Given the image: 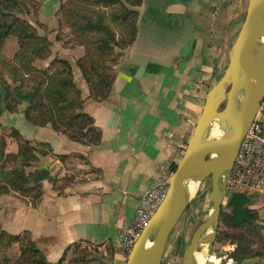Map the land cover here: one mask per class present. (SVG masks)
Instances as JSON below:
<instances>
[{
    "label": "crops",
    "instance_id": "0c3cea01",
    "mask_svg": "<svg viewBox=\"0 0 264 264\" xmlns=\"http://www.w3.org/2000/svg\"><path fill=\"white\" fill-rule=\"evenodd\" d=\"M48 1L41 0L42 6ZM246 4L247 0H142L135 40L117 63L104 101L90 98L87 83L74 73V59L67 57L81 56L82 47L73 45L61 55L72 65L83 110L93 118L101 138L95 145H84L49 125L34 126L24 118L25 102L16 112L4 110L1 128L14 127L24 138L46 143L49 152L34 164L47 172L34 206L0 195L1 228L9 233L28 230L50 264L65 249L61 264H73L68 260L84 246L101 253L97 264H124L119 229L132 217L147 187L160 176L169 177L171 163L179 161L206 91L227 65ZM9 40L2 46L3 54L15 48ZM257 114L264 128V99ZM14 142L8 145L11 152L17 148ZM242 191L251 196L250 207L264 227V190ZM11 250L12 258L17 247Z\"/></svg>",
    "mask_w": 264,
    "mask_h": 264
},
{
    "label": "trees",
    "instance_id": "16d2710c",
    "mask_svg": "<svg viewBox=\"0 0 264 264\" xmlns=\"http://www.w3.org/2000/svg\"><path fill=\"white\" fill-rule=\"evenodd\" d=\"M142 0H64L59 8L63 29L56 39L68 34L69 40L83 47L75 64L89 87L93 101L108 98L115 76V66L137 34L138 7ZM41 0H0V114L16 112L25 102L24 118L34 126L49 125L69 140L95 145L101 138L93 118L83 110V97L75 84L72 66L65 58L54 57L45 66L35 64L50 53L51 41L38 28L47 29L38 20ZM13 37L16 49L10 56L1 52L7 38ZM0 133V195L9 194L34 206L40 198V181L47 176L34 164L46 155L48 145L24 138L14 128ZM8 130V132H7ZM6 132V133H5ZM16 143V151L6 150V135ZM170 165V172L176 167ZM251 196L244 191L230 190L221 206L214 242L230 239L232 264H264V227L257 222L250 207ZM16 245L11 258L9 249ZM66 251V249H65ZM62 257L53 264H61ZM90 255V254H89ZM100 260V259H99ZM83 254L68 260L73 264L99 261ZM0 264H50L36 246L28 230L9 233L0 226Z\"/></svg>",
    "mask_w": 264,
    "mask_h": 264
},
{
    "label": "water",
    "instance_id": "95a60500",
    "mask_svg": "<svg viewBox=\"0 0 264 264\" xmlns=\"http://www.w3.org/2000/svg\"><path fill=\"white\" fill-rule=\"evenodd\" d=\"M137 24V22H136ZM264 99V0H247L222 74L207 89L183 153L168 178L165 197L143 227L124 264H160L168 237L190 198L187 183L210 181V210L182 251L181 264L213 245L227 181L243 135ZM216 123L220 135L210 136ZM213 264H219L218 259Z\"/></svg>",
    "mask_w": 264,
    "mask_h": 264
},
{
    "label": "rangeland",
    "instance_id": "374dc122",
    "mask_svg": "<svg viewBox=\"0 0 264 264\" xmlns=\"http://www.w3.org/2000/svg\"><path fill=\"white\" fill-rule=\"evenodd\" d=\"M63 3H64V0H49L48 2H45L43 6L41 3L39 10H38V13H37L38 20L41 21L42 23H44L46 28H47V29L38 28V32L41 35L45 34L47 36V39H49L51 41L50 53H49L48 57L46 59H44V61L47 60L46 61L47 64L54 57L63 58V57H61V55H64L65 53L71 51L70 49H71V47H73V45H77L74 41L69 40L68 34L67 35L61 34L59 36L60 39L55 38L57 30L59 31V30L63 29L61 21H60V14L58 12L59 8L62 7ZM137 9L140 10V8H137ZM9 38L11 41H14L13 43H15V48H14V50H15L16 49V41L13 37H9ZM9 38H7V39H9ZM78 46H80V45H78ZM1 49H2V47H1ZM82 49H83V47H82ZM14 50L12 52H14ZM12 52L11 53H4V54H8L10 56V54H12ZM82 54H83V52H82ZM67 57L72 59L71 61H73V59H74V62H75V60H76V58H74V57H70V56H67ZM42 61L43 60L38 59L35 61V64L42 63ZM69 63H70V61H69ZM117 63H119V61ZM37 65L41 66V67L46 66V65L42 66L39 64H37ZM73 65H75V63H73ZM116 66H117V64H116ZM116 66H115V68H116ZM74 70H75L74 73H75L76 77H79V79H81L82 76H81L79 70L76 68H74ZM82 79H84V78H82ZM4 130H5L4 128L0 127V133H3ZM7 132H8V130H7ZM5 141H6V150L10 151L8 148V145H9V143H11L14 140L12 139V137L6 135ZM233 188H235V187H229L227 185V192H226V195L224 198L223 206L226 204L228 192L230 190H233ZM209 199H210V181H209V179H205L202 182L196 183L195 191L192 194H190L189 202H188L184 212L182 213L181 217L177 221L176 225L173 227V229H172V231L168 237V240H167V243L165 246V250L163 253V257H162L160 264H181L182 251H183L184 247L186 246V244L189 242L190 237L192 235V232L194 231L196 226L203 219L206 218V216L210 210ZM14 246H16V245H14ZM77 247H78V245H77ZM11 248L8 251V254H10V255H11V251H12ZM233 248H234V244L232 243V241L230 239L226 240L224 243L213 242L211 250L209 251L210 257H209V259H207L204 262V264H213L214 259H218L219 264H232L233 261L231 258H229L228 254L230 251L233 250ZM80 254H83L85 257H87V259H91L93 256L94 258L97 257V259L99 260L101 253L95 247L90 246L89 248H87L86 246H84V247H80L79 250H76L73 253V255H74L73 257L80 255ZM12 258H14V257H12ZM88 264H97V261L89 262Z\"/></svg>",
    "mask_w": 264,
    "mask_h": 264
},
{
    "label": "built area",
    "instance_id": "2783aa9c",
    "mask_svg": "<svg viewBox=\"0 0 264 264\" xmlns=\"http://www.w3.org/2000/svg\"><path fill=\"white\" fill-rule=\"evenodd\" d=\"M168 178L160 176L147 187L138 199L132 217L119 229L118 245L126 256L165 197ZM227 185L239 191L261 192L264 190V128L257 113L242 137Z\"/></svg>",
    "mask_w": 264,
    "mask_h": 264
},
{
    "label": "bare ground",
    "instance_id": "6f19581e",
    "mask_svg": "<svg viewBox=\"0 0 264 264\" xmlns=\"http://www.w3.org/2000/svg\"><path fill=\"white\" fill-rule=\"evenodd\" d=\"M220 135V130L218 129L216 123L210 129V136H218ZM187 188L189 193L192 194L196 189V182L189 181L187 183ZM195 261L197 264H204V262L209 259L210 255L207 256L206 248L201 249V251H196L194 254Z\"/></svg>",
    "mask_w": 264,
    "mask_h": 264
}]
</instances>
